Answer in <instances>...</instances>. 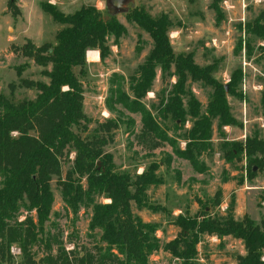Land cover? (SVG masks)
<instances>
[{
  "label": "trees",
  "instance_id": "1",
  "mask_svg": "<svg viewBox=\"0 0 264 264\" xmlns=\"http://www.w3.org/2000/svg\"><path fill=\"white\" fill-rule=\"evenodd\" d=\"M219 1L212 0L211 6L219 16L216 21L222 17L215 5ZM41 9L62 27L56 32L53 43L36 47L28 42L21 53L41 67L40 74L47 82L21 77L24 64L16 68L18 83L8 85V95L0 93V264H13V245L17 246L23 264H152L149 257L159 250L190 264L197 254L199 235L204 233L241 240L245 254L237 255L235 264H264V222L257 224L248 216L235 219L231 211L212 218L201 216L199 220L178 216L175 221L180 228L178 237L160 244L155 225L142 221L132 211V203L138 209L150 208L146 191L159 183L153 175V166L134 178L114 172L111 156L103 148L112 141V130L117 124L106 120L90 129V120L82 109L86 52L93 60L92 51L96 50L103 59L110 51L107 39L112 36L117 39L125 32L124 28L115 16L91 5L81 6L70 14L62 13L50 3L41 4ZM126 17L152 41L143 62L135 74L129 76L134 100L150 89L156 67L160 68L162 77H175L172 92L168 98H160L154 110L162 122L184 121L186 114L192 118V127L184 135L186 146L175 150L174 154L198 170V156L210 146L211 121L217 118L218 125L236 123L230 115L223 86L212 77L215 63L199 66L191 52L173 53L167 36L173 22L166 13L152 16L139 6L131 7ZM246 29L264 38V11L252 24H246ZM171 66L173 71H170ZM188 79L212 87L211 99L203 113L185 88ZM18 87L35 90V97L16 99L14 93ZM110 94L113 102L141 113L140 140L151 142L160 137L158 125L148 111L134 100L129 102L118 87L110 88ZM182 97L186 99V109ZM261 103L264 109V97ZM232 148L227 144L221 146L226 163H231ZM71 153L74 154L72 166L63 175V164ZM245 154L249 162L264 166V141L255 135L248 137ZM97 161L101 163L99 169ZM54 178L67 209L76 214L82 207L90 208L88 228L99 231L93 250L84 248L80 254L73 245V249L66 251L59 235L46 231ZM82 178L86 180L85 188ZM97 197L109 202L99 203ZM22 211L26 216L19 220ZM32 211L35 220L27 216ZM36 245L44 248V255L38 261L34 260Z\"/></svg>",
  "mask_w": 264,
  "mask_h": 264
},
{
  "label": "rangeland",
  "instance_id": "2",
  "mask_svg": "<svg viewBox=\"0 0 264 264\" xmlns=\"http://www.w3.org/2000/svg\"><path fill=\"white\" fill-rule=\"evenodd\" d=\"M46 3L55 5L64 14L73 13L85 5L105 11L104 0H0L2 94L8 95L10 83H18L16 68L24 64L26 67L21 77L47 82V78L40 74L41 67L21 53L28 42L36 47L53 43L56 32L62 27L43 12L41 4ZM212 5V0H134L133 5L143 6L152 16L168 15L173 26L167 36L175 55L191 52L193 61L199 66L215 63L212 77L223 86L230 115L236 123L218 125L217 118L211 121L210 146L198 156V170L174 154L175 150L185 148L187 140L184 135L192 127V118L186 114L184 121L162 122L154 110L160 98L166 99L172 92L175 77H162L160 68L156 67L151 87L142 97L134 100L130 89L129 76L135 74L152 46L149 35L126 14H119L115 18L125 32L117 39L113 36L107 39L110 48L107 55L100 59L99 53L93 50V60L86 56L87 74L82 79L83 112L90 120V129L106 120L117 124L112 130V141L103 148L111 156L114 172L134 178L153 166V175L159 183L149 186L146 191L150 208L138 209L132 203V211L142 221L155 225L160 244L178 237L180 228L175 222L178 216L199 220L201 216L212 218L231 211L235 219L248 216L257 224L264 222V166L249 162L245 154L248 137L255 135L264 141L261 103L264 97V38L248 33L246 29V24H252L264 11V0H220L215 4L222 16L220 21H216L219 16ZM173 70L171 66L170 71ZM117 87L129 102L134 100L150 113L158 125L160 137L151 142L138 138L142 115L110 100V88ZM185 88L199 103V112L203 113L211 99L212 87L188 79ZM35 94V90L19 87L14 93L16 99H32ZM185 102L182 97L186 109ZM223 144L230 149L237 144L232 148L231 163H226L223 158ZM73 158L71 153L63 164V175L72 166ZM96 168H101L99 161ZM226 183L228 188L223 190ZM81 184L86 187L85 178ZM236 189H240L239 199ZM51 191L53 202L50 219L45 224L46 231L59 235L66 251L73 249V245L80 254L84 248L93 250L99 231L88 228L90 208L82 207L76 214L67 209L55 178L51 182ZM96 201L108 203L109 199L97 197ZM25 214L22 211L19 220L24 219ZM27 216L35 220L34 211ZM54 249L55 244L53 252ZM33 250L36 253L34 260L38 261L44 255V248L36 245ZM196 250L190 264H235L236 256L245 254L241 240L206 233L199 235ZM11 254L13 264H23L16 245L12 246ZM149 262L186 264L163 250L153 253Z\"/></svg>",
  "mask_w": 264,
  "mask_h": 264
},
{
  "label": "water",
  "instance_id": "3",
  "mask_svg": "<svg viewBox=\"0 0 264 264\" xmlns=\"http://www.w3.org/2000/svg\"><path fill=\"white\" fill-rule=\"evenodd\" d=\"M133 5L134 0H104V7L109 16L126 14Z\"/></svg>",
  "mask_w": 264,
  "mask_h": 264
},
{
  "label": "crops",
  "instance_id": "4",
  "mask_svg": "<svg viewBox=\"0 0 264 264\" xmlns=\"http://www.w3.org/2000/svg\"><path fill=\"white\" fill-rule=\"evenodd\" d=\"M96 53L98 54V51H96ZM86 56H87V54H86ZM228 185H229V184H227V183L224 184V185H223V190H225L226 188H228ZM235 191L237 192V198L239 199L240 196H241V193H239V192H240V189H236ZM238 201H239V200H238ZM237 215H238V213H236V216H237Z\"/></svg>",
  "mask_w": 264,
  "mask_h": 264
}]
</instances>
